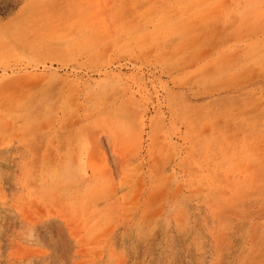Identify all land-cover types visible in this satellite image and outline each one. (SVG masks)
<instances>
[{
    "label": "rangeland",
    "instance_id": "obj_1",
    "mask_svg": "<svg viewBox=\"0 0 264 264\" xmlns=\"http://www.w3.org/2000/svg\"><path fill=\"white\" fill-rule=\"evenodd\" d=\"M0 264H264V0H0Z\"/></svg>",
    "mask_w": 264,
    "mask_h": 264
}]
</instances>
